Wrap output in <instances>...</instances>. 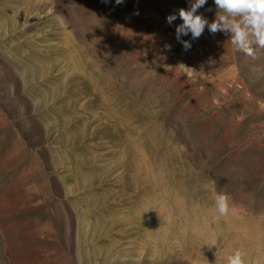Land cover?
I'll use <instances>...</instances> for the list:
<instances>
[{"label":"rangeland","instance_id":"374dc122","mask_svg":"<svg viewBox=\"0 0 264 264\" xmlns=\"http://www.w3.org/2000/svg\"><path fill=\"white\" fill-rule=\"evenodd\" d=\"M181 8L0 0V264L263 263L264 49L186 50ZM168 200L187 218L157 227Z\"/></svg>","mask_w":264,"mask_h":264},{"label":"clouds","instance_id":"9594fccd","mask_svg":"<svg viewBox=\"0 0 264 264\" xmlns=\"http://www.w3.org/2000/svg\"><path fill=\"white\" fill-rule=\"evenodd\" d=\"M115 2L119 5L124 0H115ZM206 3L207 0H194V2L190 0L189 10L183 8L179 10L182 23L175 29L176 40L182 43L186 50L190 48V44L181 40V37L190 33L193 39H197L206 27L212 34L218 32L229 34V41L234 48L247 56L255 58L256 48L264 49V0H214L217 13L212 22L196 14ZM176 19L175 15H170L167 17V22L172 24ZM213 198L215 209L220 216L235 210L230 206V197L226 193L216 192ZM226 260L227 264H245L243 254L239 250L229 254Z\"/></svg>","mask_w":264,"mask_h":264},{"label":"bare ground","instance_id":"6f19581e","mask_svg":"<svg viewBox=\"0 0 264 264\" xmlns=\"http://www.w3.org/2000/svg\"><path fill=\"white\" fill-rule=\"evenodd\" d=\"M165 192V191H164ZM163 192V195L166 197V194ZM168 197V196H167ZM168 198H170V197H168ZM171 202H173V203H176V202H174V200H171ZM168 203H169V205H166L165 206V208L166 209H160V210H157V211H155V223H156V225H157V227L158 226H165L166 224H167V221L168 220H170V219H173L174 220V215H176L177 217H181V218H187V215L188 214H186V212H183L181 209H179L178 207H172V205L170 206V201L168 200ZM167 203V204H168ZM175 205V204H174ZM177 220V219H176ZM148 221V220H147ZM148 223H150V224H152L151 226H153V223H151L150 221H148ZM175 225V227H174V229L175 230H177L178 228H176V223L174 224ZM219 225H221V223H218V224H216V225H213V226H219ZM150 226V225H149ZM189 225L187 224V225H185L184 227H183V229L184 230H186V228L188 227ZM153 227H156V226H153ZM182 229V230H183ZM157 230V229H156ZM180 230V229H179ZM150 231H151V233H155V229L153 230V229H151L150 228ZM158 231V230H157ZM181 231V230H180ZM159 234V233H158ZM182 235H183V233H181ZM201 237L202 238H204L205 239V236L202 234L201 235ZM211 236L210 235H208V237L207 238H210ZM186 238V236H184V239ZM234 241L232 240L231 242H229V244H234L233 243ZM203 243V244H202ZM219 243H221V242H219ZM201 244L202 245H204V246H206V248H210V245L208 244V242L206 241V240H203V242H201ZM215 259H214V261H218V260H221L222 258H223V251H219V252H217V253H215ZM248 255V254H247ZM245 263H246V261H244ZM221 264H227V260L225 259V260H222V263ZM262 264H264V261H263V263Z\"/></svg>","mask_w":264,"mask_h":264}]
</instances>
